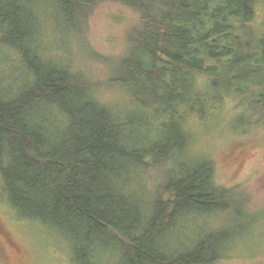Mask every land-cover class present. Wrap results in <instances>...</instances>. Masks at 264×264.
I'll return each mask as SVG.
<instances>
[{
  "label": "trees",
  "instance_id": "trees-1",
  "mask_svg": "<svg viewBox=\"0 0 264 264\" xmlns=\"http://www.w3.org/2000/svg\"><path fill=\"white\" fill-rule=\"evenodd\" d=\"M42 2L66 33H77L104 2L140 21L113 64L112 84L126 96L118 106L100 100L87 74L43 50L48 10H0V43L21 67L17 82L0 83V177L9 204L69 241L77 264H213L225 257L229 238L222 253L209 236L193 237L188 250L172 245L186 222L230 205L240 221L251 220L242 198L230 203L215 185L211 162H185V122L228 96L264 128V32L251 24L264 0ZM152 168L162 175L153 199L140 187L143 170Z\"/></svg>",
  "mask_w": 264,
  "mask_h": 264
},
{
  "label": "rangeland",
  "instance_id": "rangeland-1",
  "mask_svg": "<svg viewBox=\"0 0 264 264\" xmlns=\"http://www.w3.org/2000/svg\"><path fill=\"white\" fill-rule=\"evenodd\" d=\"M33 4L49 12V20L41 27L43 50L68 63L72 70L87 74L99 85L98 96L103 103L125 105L126 96L112 84L111 73L113 64L126 53L131 31L139 27V15L119 4L104 2L93 9L77 33H66L63 25L59 28L54 23L50 3L42 0H0V10L12 13L21 9L28 15ZM256 11L251 24L260 34L264 32V4L258 3ZM2 18L0 13V26ZM20 69L17 55L0 43L1 86L8 88V82H17ZM197 83L202 86L204 80L198 78ZM250 115L236 99L227 96L205 117L190 115L185 122L191 152L190 157H184L185 162H211L215 185L229 192L230 203L242 198L251 217L249 222L240 221L237 209L230 205L205 219L190 220L176 232L172 245L182 250L191 248L193 237L202 240L209 236L211 243L222 244V253L229 238L228 254L213 264H264V128ZM154 170H143L140 186L141 192L152 199L159 195L162 179ZM0 232V264H77L69 241L37 220L22 218L9 204L1 177Z\"/></svg>",
  "mask_w": 264,
  "mask_h": 264
},
{
  "label": "flooded vegetation",
  "instance_id": "flooded-vegetation-1",
  "mask_svg": "<svg viewBox=\"0 0 264 264\" xmlns=\"http://www.w3.org/2000/svg\"><path fill=\"white\" fill-rule=\"evenodd\" d=\"M0 234H1V232H0Z\"/></svg>",
  "mask_w": 264,
  "mask_h": 264
}]
</instances>
